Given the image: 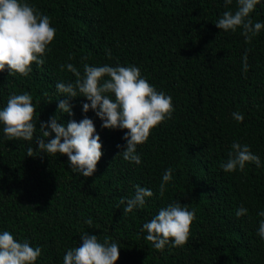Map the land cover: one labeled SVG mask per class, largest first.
I'll list each match as a JSON object with an SVG mask.
<instances>
[{"label": "trees", "instance_id": "1", "mask_svg": "<svg viewBox=\"0 0 264 264\" xmlns=\"http://www.w3.org/2000/svg\"><path fill=\"white\" fill-rule=\"evenodd\" d=\"M26 2L51 18L56 35L44 65L33 64L29 76L0 71V109L12 93L29 92L38 117L32 141L8 140L0 124V233L7 230L18 241L40 246L36 264H63L64 254L82 243L84 232L101 242L106 236L118 242L116 264H264V240L257 235L264 219L257 215L264 211V30L245 44L240 29L216 27L224 11L236 10V0L227 7L224 0ZM251 18L264 23V0ZM246 49L251 51L245 73ZM67 63L81 74L85 63L135 65L158 91L172 97V117L137 146L142 163L117 155L126 145L127 129L102 128L93 110L83 112V103H90L86 97L69 99L57 92V82L76 79L61 70ZM61 99H69L74 115L57 113ZM233 112L242 113L243 122ZM55 115L65 125L85 115L94 121L103 156L92 176L74 173L66 155L38 149L41 122ZM237 141L260 158L259 168L247 163L243 172L222 170ZM28 148L34 156H27ZM168 168L172 181L161 197L159 185ZM137 184L154 195L143 208L123 213L126 204L117 205L134 196ZM176 201L194 209L197 219L186 245L171 250L166 245L160 252L141 228ZM241 206L248 212L238 218ZM89 217L91 228L84 222Z\"/></svg>", "mask_w": 264, "mask_h": 264}, {"label": "clouds", "instance_id": "2", "mask_svg": "<svg viewBox=\"0 0 264 264\" xmlns=\"http://www.w3.org/2000/svg\"><path fill=\"white\" fill-rule=\"evenodd\" d=\"M225 6L231 5L233 0H224ZM260 0H236L237 8L224 11L215 22L220 30L235 33L238 29L244 37L245 44H251L261 30L264 23L254 22L251 13L255 11ZM56 29L51 24L48 15L40 13L26 0H0V71L7 69L10 76L19 74L29 76L33 71L45 63L44 57L51 51L49 45L54 41ZM246 49L243 60V71L249 69L248 52ZM107 55L111 58V52ZM69 59H74L70 54ZM83 59L87 60V57ZM83 74L72 64L60 65L76 77L74 82H57V92L70 98L86 97L83 112L93 110L102 121L101 127L107 129H127L123 139L126 145L117 155L125 161L135 164L142 163L137 153V146L147 142L151 130L166 119H170L174 112L172 97L163 91H158L135 65L93 66L84 64ZM47 96V93H44ZM69 99L59 100L57 113L74 115ZM48 102H51L49 100ZM36 107L29 92L12 93L7 99L6 106L0 109V124L8 140L32 141L37 130ZM237 122H243L244 115L233 112ZM57 115L41 122L42 136H37L35 142L38 149L47 154L66 155L68 163L74 173L84 177L92 176L99 160L103 156L101 138L96 133L94 121L84 116L79 122L72 119L67 124L58 123ZM52 133L54 138L48 139ZM118 148L122 147L117 145ZM27 156H34L33 149L28 148ZM115 158V157H114ZM247 163L261 166L260 158L255 155L248 144L233 142L226 162L220 167L224 172H243ZM173 169L168 168L163 174L159 185V195L164 196L166 185L172 181ZM136 191L131 198H121L119 205H125L123 213H131L136 208H143L147 197L154 195L153 191L140 185L134 186ZM248 210L239 207L235 215L241 217ZM264 217V211L257 213ZM197 219L195 210H189L186 204L179 201L169 203L159 209L158 214L143 223L141 231L146 232L145 239L152 246L163 252L166 245L171 248L183 247L191 236V225ZM90 228L93 226L91 217L84 221ZM257 235L264 240V219L260 220ZM79 246L70 248L63 256V264H116L120 257V246L111 237H105L103 242L96 234L84 232ZM42 255L40 246H32L25 239L18 241L10 231L0 233V264H36Z\"/></svg>", "mask_w": 264, "mask_h": 264}]
</instances>
